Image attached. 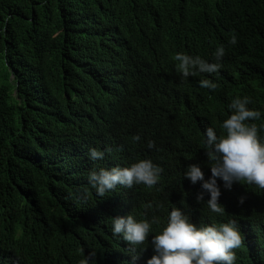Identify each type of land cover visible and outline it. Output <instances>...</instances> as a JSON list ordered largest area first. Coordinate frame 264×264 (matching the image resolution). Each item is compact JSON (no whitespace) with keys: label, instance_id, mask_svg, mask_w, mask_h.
Listing matches in <instances>:
<instances>
[{"label":"trees","instance_id":"16d2710c","mask_svg":"<svg viewBox=\"0 0 264 264\" xmlns=\"http://www.w3.org/2000/svg\"><path fill=\"white\" fill-rule=\"evenodd\" d=\"M220 44L218 73H177L176 52L211 61ZM237 95L264 113V0H0V264H78L90 251L92 264H128L112 218L166 222L175 207L198 226L236 220L235 264H264V189L218 178L221 216L184 178L191 163L211 176L204 131H222ZM92 147L103 160L89 158ZM144 158L162 169L151 188L100 197L88 183L93 168ZM143 246L136 264L154 254Z\"/></svg>","mask_w":264,"mask_h":264},{"label":"clouds","instance_id":"9594fccd","mask_svg":"<svg viewBox=\"0 0 264 264\" xmlns=\"http://www.w3.org/2000/svg\"><path fill=\"white\" fill-rule=\"evenodd\" d=\"M237 35L231 34L228 44L236 45ZM226 47L218 45L211 53V61L200 55L176 52L172 59L176 62L177 73L184 79L198 73H218L222 68V60ZM200 86L215 90L217 83L211 79H201ZM253 103L249 96L237 95L228 104L231 112L219 128L218 134L213 126H206L202 145L208 156L207 163L211 168V176L205 178V172L199 163L187 165L184 178L195 185L200 182L201 191L197 194V202L206 201L211 213L223 216L225 206L220 202L221 187L231 189L235 182L255 185L264 189V139L259 135L264 130V123L259 126L253 121L261 120L264 113L250 108ZM141 140L140 135L133 137L134 142ZM148 147H154V141L148 142ZM110 151V149H109ZM92 161L103 160L105 151L92 147L88 151ZM162 169L152 159H138L127 166L93 168L87 176L88 183L100 197L116 190L117 186L132 188L133 185H145L149 188L159 181ZM208 199L205 200V195ZM246 196L239 197L243 204ZM152 207V205H148ZM162 207V205H156ZM153 225L159 226L154 229ZM111 232L114 236L128 242V252L131 261L136 264L147 247V241L154 254L147 258L145 264H235V249L242 243V235L236 220L216 224L198 226L181 208H172L167 213L166 222L157 216L150 219L137 218L133 214L117 215L112 218ZM151 239L149 240V236ZM95 252L83 255L78 264H92Z\"/></svg>","mask_w":264,"mask_h":264}]
</instances>
